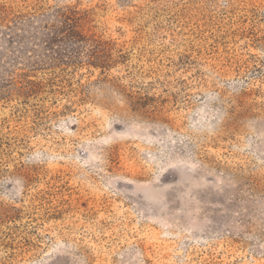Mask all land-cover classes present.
Masks as SVG:
<instances>
[{"label":"rangeland","instance_id":"1","mask_svg":"<svg viewBox=\"0 0 264 264\" xmlns=\"http://www.w3.org/2000/svg\"><path fill=\"white\" fill-rule=\"evenodd\" d=\"M0 264H264V0H0Z\"/></svg>","mask_w":264,"mask_h":264},{"label":"trees","instance_id":"2","mask_svg":"<svg viewBox=\"0 0 264 264\" xmlns=\"http://www.w3.org/2000/svg\"><path fill=\"white\" fill-rule=\"evenodd\" d=\"M139 98L142 100V97H139ZM134 99H135V100L133 101V104H134V105H137V107H138V106H141V103L137 104V102H138V97H134ZM145 99H148V100H149L150 97H146Z\"/></svg>","mask_w":264,"mask_h":264}]
</instances>
